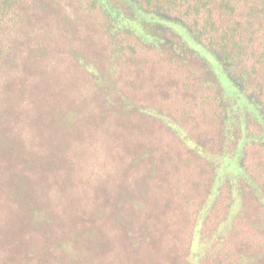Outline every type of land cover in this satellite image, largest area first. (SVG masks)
<instances>
[{"label": "rangeland", "instance_id": "rangeland-1", "mask_svg": "<svg viewBox=\"0 0 264 264\" xmlns=\"http://www.w3.org/2000/svg\"><path fill=\"white\" fill-rule=\"evenodd\" d=\"M91 15L92 18L84 22L86 17L83 12L77 14L84 27L81 39L72 40V33L66 39V46L63 43V30L57 47L54 44L51 47V56L60 60L61 69L51 65L48 67L51 69L49 77H44L37 84H33L36 77L29 76L32 73L27 75L21 71L20 78L24 85L16 80V89L9 96H23L25 93L22 90L27 89L26 98L34 110L33 118L38 122L36 127L45 128L39 135L49 140V149L53 148L59 135L56 129L49 126V117L57 111L64 114L67 107L76 105L70 101L59 102L63 100L60 96L68 88L66 86L72 84L67 94L74 96L77 103L81 95L72 94L74 91L81 92L83 99L93 105L96 111L95 115L90 116L91 120L96 122L99 114L103 119L108 112L103 107V99L92 94L95 89L101 88L94 81L96 76L89 75L81 65L69 60L74 56L77 59L78 55H67L68 47L81 48L88 62L104 72L108 71L113 61L116 72L107 75L106 79L115 82L114 89L106 94L112 101H124L129 115L124 120L117 114L115 119L120 123L119 129L125 127L126 132L115 136L117 144L109 151L120 161L124 158L123 154L131 155L115 171V179L104 176L105 179L99 184L97 202L101 206H105L109 200L114 202L112 210L122 227L113 231L112 240L117 245L114 247V259L118 264H134L133 258L139 256L143 262L138 264H158L156 258L167 251L163 264H264V221L258 218L264 219V134L261 125L249 123L240 127L235 119H226L224 111L212 101V88L203 83L207 77L203 76L201 60L174 42H171L174 53L171 54L142 45L132 35H124V52L116 53L111 61L99 32L98 18L93 13ZM166 24L180 36L187 48L195 50L212 63L217 72L211 55L189 36L181 23ZM66 25L60 27L66 28ZM23 62L18 61L19 65ZM218 74L223 86L229 88V82ZM57 79L68 81L57 85ZM50 82H54V88L53 85L50 88ZM68 98L71 100V97ZM157 112L165 119L157 118ZM115 119H112V125ZM23 125L14 126L13 130L12 125L1 124L0 130L2 134L10 136L8 139L15 138L17 143L21 140ZM120 137L126 140L118 150ZM241 140L245 141L241 150L232 157ZM3 143L8 152L0 153V263L8 262L7 257L14 251L5 237L11 235L13 240H20L17 237L22 235L14 231L23 232L26 228L24 225V228L12 226L15 219L4 214L5 202L19 199L22 195L26 197L28 191L31 199H36L40 194L47 199L61 176L54 167H20L18 163H12L9 152L18 147L4 139ZM31 148L34 150L35 146ZM235 158L240 160L244 169L237 182H234V174L240 172L237 171L240 165L237 166ZM216 171L219 175L217 191L210 198ZM63 176L61 183L65 184L69 178ZM107 181H113L109 188ZM230 208L233 210L228 217L226 214ZM226 219L229 220L227 227L222 231L217 230L222 220ZM238 225L246 227L243 229ZM214 227L216 235L209 239ZM29 240L40 247L37 257L41 258L42 264H51L42 241L36 235L29 237ZM222 240L224 242L220 244ZM105 244L104 241L103 248ZM159 245L161 248H158ZM123 246L126 250H123ZM146 246H150L148 250ZM204 250H207L206 257L210 253L208 258L199 254ZM14 252L22 255L21 249ZM14 259L15 264L21 261L20 258Z\"/></svg>", "mask_w": 264, "mask_h": 264}, {"label": "trees", "instance_id": "trees-1", "mask_svg": "<svg viewBox=\"0 0 264 264\" xmlns=\"http://www.w3.org/2000/svg\"><path fill=\"white\" fill-rule=\"evenodd\" d=\"M78 12H83L86 17L84 22L92 18L91 13L97 16L101 29L99 32L111 61L116 53L124 52V35H132L142 45H150L154 50L171 54H174L171 42L185 47L184 50L190 51V54L192 52L195 58L201 60L203 76L207 77L203 83L212 88V101L224 111L226 119H235L240 127L249 123L261 125L264 134V0H0V125H12L14 130V126L24 124L21 140L17 142L19 144L15 138L8 139L10 136L2 134L0 130V153L8 152L3 146V139L13 142L18 149L9 152L12 163H18L20 167H54L61 174L47 199L41 194L36 199H31L26 186V197L22 195L19 199L5 202L4 214L15 219L12 226L26 228L23 232L14 231L15 234L22 235L24 240L20 235L17 238L23 242L13 240L11 235L5 237L14 251L22 250V255L18 256L12 251L11 256L7 257L9 263L3 261L0 264H15L14 258H20L19 264H31V261L42 264L41 258L37 257L40 247L29 240L34 235L42 241L51 264H118L113 257L114 247L117 245L112 236L113 231L121 226L112 210L114 202L109 200L105 206L97 202L99 184L105 179L104 176L115 179V171L131 158L130 154H123L124 158L120 161L109 151L110 147L112 149L117 144L115 136L126 132L125 127L119 129L120 123L115 119L117 114L124 120L129 115L124 108L127 105L124 101H112L106 94L114 89L115 82L106 79L107 75L116 72L113 61L108 71L104 72L88 62V57L83 55L81 48L68 47L67 55H78L77 59L74 56L69 60L81 65L89 75L96 76L94 81L101 88L95 89L92 94L103 99V107L109 114H105V120L100 114L96 122L91 120L90 116L95 115L96 111L93 105L83 99L81 92L74 91L72 94L81 95L77 103L74 96L67 94L72 84L66 86V94L62 91L60 98L63 100L59 102L70 101L76 105L67 107L64 114L57 111L49 117V126L56 129L59 135L53 148L49 149V140L39 135L45 128L36 127L38 122L33 118L34 110L30 108L29 99L26 98L27 89L22 90L25 93L23 96H9L16 89V80L24 85L20 78L21 71L27 75L32 73L29 76H35L33 84H37L44 77H49L51 69L48 67L51 65L62 68L60 60L51 56V47L58 44L63 30L65 45L72 33V40L82 38L84 27L81 17L77 16ZM168 22H179L185 27L189 36L211 55L218 68L217 72L205 57L183 44L180 36L166 24ZM63 24H67L66 28L60 27ZM99 38L97 37L98 40ZM19 59L20 62L24 60L22 65H19ZM44 65L47 67H43ZM218 72L223 80L225 78L229 82V88L223 86ZM67 81L68 79H57V85H63ZM52 85L54 88V82H50V88ZM58 92L61 93L60 89ZM155 116L165 119L159 112ZM112 119H115L116 127L112 125ZM100 123L103 124L99 125ZM125 140L120 137L118 150H121ZM244 142L239 141L232 157L241 150ZM33 145L34 150L31 148ZM63 149L67 154H64ZM238 158L234 161L237 166L240 165L237 170L240 172L233 173L234 182L244 172ZM216 172L210 198L217 191L219 175ZM63 175L69 178L65 184L61 183ZM112 182L107 181L108 188ZM228 210L226 216L229 217L233 209ZM258 218L264 221L263 218ZM221 223L217 228L219 231L227 227L229 220H222ZM241 227L244 229L246 225ZM215 230L216 227L209 239L216 235ZM149 231L150 229L148 233ZM138 242L141 243V240ZM223 242L222 240L220 244ZM149 247L146 246L147 250ZM125 248L123 246V250ZM166 252L163 256L167 255ZM206 252L204 250L199 254L208 258L210 253L206 257ZM163 256L156 258L159 263L165 262ZM142 262L139 256L132 261L134 264Z\"/></svg>", "mask_w": 264, "mask_h": 264}]
</instances>
